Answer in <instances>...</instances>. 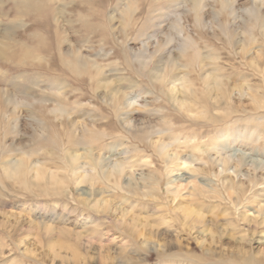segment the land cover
<instances>
[{
	"label": "rangeland",
	"instance_id": "1",
	"mask_svg": "<svg viewBox=\"0 0 264 264\" xmlns=\"http://www.w3.org/2000/svg\"><path fill=\"white\" fill-rule=\"evenodd\" d=\"M195 1L0 0V264H264V0Z\"/></svg>",
	"mask_w": 264,
	"mask_h": 264
},
{
	"label": "bare ground",
	"instance_id": "2",
	"mask_svg": "<svg viewBox=\"0 0 264 264\" xmlns=\"http://www.w3.org/2000/svg\"><path fill=\"white\" fill-rule=\"evenodd\" d=\"M195 6H196V8L197 7H199L200 6V3H199V0H197V1H195ZM75 59V61H78L79 60V58H77V57H75L74 58ZM146 60V59H145ZM168 61H169V58L167 59ZM253 63V64H252ZM251 63V65L252 66H254V67H258V69L260 70V68H259V66H258V64L256 63V62H252ZM207 80H208V82H214L216 85L214 86V89L215 90H217L218 89V84H219V80L217 79V78H215L214 76H212V75H210V74H208V75H206V77H205ZM186 84H187V81H185V79H179V80H177V79H175V77H174V80L172 81V86H170V88H169V92L170 93H174L175 91L177 92V91H179V92H181L182 90H185V88H186ZM111 85H113V84H111ZM233 89H236V90H241L242 89V87L241 86H236L235 88H233ZM127 92V91H126ZM124 92H123V90H121V89H119V88H116L115 86L111 89V99L114 101V100H118V98L120 97L119 95L120 94H123ZM122 99H123V95H122V97H121ZM119 102V101H118ZM121 104V103H120ZM124 111H126V113H125V115H126V118H124V121L125 122H129L130 121V119H131V116H130V112H128L127 111V109H125ZM123 121V122H124ZM132 121V120H131ZM69 122V121H68ZM142 129V128H141ZM67 159H68V162H69V164H70V166H71V169H72V172H74L75 173V171L74 170H77V163H78V161H79V159H80V157L79 156H75V155H72L71 153H67V157H66ZM28 168V167H27ZM26 168H25V165H24V162L23 161H17V162H9V163H7L6 162V164H5V170L8 172V174H10V175H12V176H14V177H18L19 175H22L23 173H27V169L25 170ZM29 169V168H28ZM37 171H38V169H37ZM104 172V171H103ZM26 175V174H25ZM24 175V176H25ZM188 174L187 173H185V174H182V175H179V176H176V179H173V183L174 182H183L184 181V179H186V176H187ZM23 176V177H24ZM75 177H74V179L76 180V183H77V186L78 187H81L82 185H84L83 183H85V178L83 177V176H78V174L77 175H74ZM104 176H105V178L107 179V181H110V179H111V177H113V172H111L110 170H107L106 172H104ZM20 178H22V177H20ZM49 181H52V182H54V181H56L55 179H53V177H49ZM97 181V179L96 178H94L93 176H90V180H89V182H91V186L89 187V189L88 190H84V191H82V193L84 194V195H87V196H94V195H98L100 192H98V191H96V190H99V189H101V188H103V187H101V188H92L93 187V184H95V182ZM61 184V182H59V181H56L55 182V184L54 185H57V184ZM226 185L225 186H227V185H231V186H234L235 185V183H234V180L233 181H230V180H226ZM57 186H60V185H57ZM131 186H132V182H130V181H127V182H125V186L122 188V189H127V188H131ZM103 194V192L100 194V195H102ZM263 195H264V193H263ZM260 198V197H259ZM262 199H263V201H264V196L263 197H261ZM260 198V199H261ZM261 199V200H262Z\"/></svg>",
	"mask_w": 264,
	"mask_h": 264
}]
</instances>
